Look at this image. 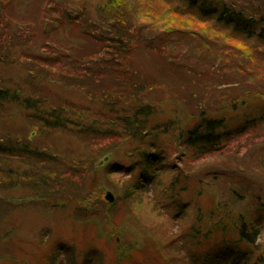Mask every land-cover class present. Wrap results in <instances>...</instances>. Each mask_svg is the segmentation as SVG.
<instances>
[{
	"label": "rangeland",
	"instance_id": "rangeland-1",
	"mask_svg": "<svg viewBox=\"0 0 264 264\" xmlns=\"http://www.w3.org/2000/svg\"><path fill=\"white\" fill-rule=\"evenodd\" d=\"M136 1L131 0L135 8ZM51 2L57 0H0V9L9 3L0 10V87L18 92L21 101L39 100L33 110L20 102L0 110V142L59 156L43 166L63 178L56 184L59 191L45 195L26 181L31 168L24 164L26 156L7 163L18 175L17 183L6 168L0 175V264H239L223 258L230 245L251 252L247 264H264V121L257 128L252 123L264 116V59L244 60L245 53L236 49L228 67L253 66L241 73L219 72L218 64L214 69L207 48H201V59L200 54L189 59L186 49L200 48L201 41L172 31L201 32V27L192 17L173 13L156 12L158 24L144 12L139 20L149 27L144 32L117 36L91 13L88 24L96 22L104 31L85 34L82 26L65 25L50 33L46 19L54 17L46 5ZM120 36L127 44L155 36L165 43L133 52L127 73L106 60L120 57ZM233 43L245 49L241 39ZM188 65L198 72H189ZM137 85L144 89L135 104L158 107L142 119H147L143 130H162L140 139L129 135L141 124L123 122L134 114L123 110L132 99L120 105L115 100L119 90L132 94ZM57 117L66 126L49 136L46 120ZM203 118H223L222 133L234 131L221 152L198 156L188 144ZM86 128L94 132L82 134ZM107 192L118 199L116 206L106 200ZM243 224L248 234L260 230L255 244L237 246Z\"/></svg>",
	"mask_w": 264,
	"mask_h": 264
},
{
	"label": "trees",
	"instance_id": "trees-1",
	"mask_svg": "<svg viewBox=\"0 0 264 264\" xmlns=\"http://www.w3.org/2000/svg\"><path fill=\"white\" fill-rule=\"evenodd\" d=\"M142 1L151 3L153 7H147ZM57 2H60L57 4ZM56 3L47 4V10L48 13H52V16L54 17L51 20L46 19L47 21L51 22V26L47 29V32H54V30H60L63 26H71V25H77L82 26V31L85 32V34H91V32H98V26L94 23L93 25H89L88 22L90 21V14L93 13V15H97L99 17L98 21H101V26L103 27V22L105 24H109L111 28L116 32V35H125L124 32H144L149 29V27L146 25V27H143L142 24L139 22V20L144 16V12L152 13L155 17L154 19L158 20V24H160V20L156 16V12L161 16L164 17V14L166 16L170 14H176L181 17H188L189 20L192 18L195 19L196 25L199 24L201 27V32H193V31H184V30H178V31H172L174 34H178L179 38L185 36H191L193 38H197L201 41V43H197L196 45L201 46L200 48H194V49H186L187 57H191L189 59H194L193 54L198 55V59H201L203 56V51L201 48H207L205 49V52L209 54L210 57H214L213 61V67L215 69L216 64L220 67L219 72L228 73L231 71H228L226 69L237 70L238 73L243 72V69H246V72H249L252 70V65H240L237 68L236 66L238 64H235L231 67H228L230 64H234L230 60V56H235L236 49L239 50V52H243V58L244 60H257L258 58L264 59V0H137L136 1V8L132 5L131 0H57ZM162 3H173L174 7L167 9L164 7V4ZM9 5L7 3L4 7L2 6V9L5 10ZM159 5V6H158ZM62 6H66L72 10L70 13H65V10H61ZM132 12V13H130ZM125 13H129V17L125 16ZM192 17V18H191ZM92 19V18H91ZM104 31L103 28L99 32ZM170 31V29H169ZM87 32V33H86ZM113 32V31H112ZM228 34V36H227ZM178 38V39H179ZM115 40V38H112ZM134 41H130L129 44L125 42L127 40L125 37H118L116 39L117 46H118V52L120 54V57L112 56L106 57V60H109L110 64L114 63L116 64L121 70L125 69V72H130L131 68L128 66V57L133 54L136 50H140L145 48L146 50H156V48L161 47L160 43L164 46L163 43H165V40L163 37H153L150 39H147L146 41L138 42L136 38H134ZM160 39L161 41H157ZM241 39L244 43L245 49H238L236 48V44L233 43V40ZM111 39L108 38V42L110 43ZM173 40V38H172ZM176 43L178 42L177 39ZM209 40V42H207ZM223 42V46H221V41ZM159 43V45H155V42ZM135 43L132 44L131 43ZM170 41H167L169 43ZM180 42V41H179ZM207 43V45H202L204 43ZM111 46V44H110ZM221 50H223V54H225L226 57L222 56ZM224 50H227L228 52L225 53ZM235 50V51H234ZM193 51H195L193 53ZM227 54H229L227 56ZM185 55V53H184ZM125 57V58H123ZM127 59V60H126ZM204 60V59H203ZM209 61V59H208ZM222 61L227 62L229 64L224 63L221 65ZM121 62V63H120ZM210 62V61H209ZM183 64H178V67H182ZM191 67L189 70L188 68ZM106 68V67H105ZM187 69L189 72L197 73L198 71L196 69L193 70L192 66H187ZM106 70V69H105ZM111 73V71H109ZM246 74V73H245ZM33 75V74H32ZM264 85V83H263ZM144 89L142 85H137L134 87V92L132 91V94H129L127 89L125 90H119L118 95L114 98L118 105L120 100H128L131 103V99L133 102V105L131 106H124L123 110H125V107L129 108V110L134 111L131 117L126 116L123 118V122L128 120V122L135 126L137 124H141L137 130H135L131 135L127 133L129 136L140 139V137L146 135V134H153V133H159L162 130L160 129V126L154 127L152 130L146 129L143 130L147 125V119L142 120L143 118H149L153 115V113L156 112V108L150 103L146 104H135L136 98L142 99L141 97H137L138 93H141V91ZM13 91L6 90L4 88L0 87V110L5 107V105L9 103H17L20 102L26 110H33L35 109L38 104L39 100L28 98L27 100L21 101L19 98L20 94L16 92L15 94H12ZM113 93H108L106 97L111 96ZM91 98L94 97V95L90 94ZM120 95V96H119ZM97 98V96H96ZM99 99H103L104 97H98ZM93 100H96L95 98H92ZM123 100V101H124ZM127 101V102H128ZM114 103V105L116 104ZM127 105V103H126ZM158 112V111H157ZM203 114V113H202ZM203 115H201L202 118ZM31 118H34L32 120H37L38 116H30ZM135 117V119H134ZM30 118V119H31ZM58 118V117H57ZM264 121V116L262 118H257L255 121H253V127L257 128L258 124H262ZM225 120L223 118L220 119H208L203 118L200 124L197 128H195L192 132L189 134L188 144L191 148L195 149L196 155L202 156V155H211L218 152H221L222 149L226 146L227 143H229L230 139L232 138V135L234 131L229 133H222V131L225 129ZM256 123V124H254ZM66 126L65 121H61L60 118L57 119V121H48L46 120V132L50 133L52 130H58L59 127L64 128ZM256 126V127H255ZM250 127V126H249ZM228 128V127H226ZM172 129V128H171ZM84 130V129H83ZM82 130V131H83ZM128 130V129H127ZM126 130V131H127ZM81 131V132H82ZM239 131V130H238ZM86 132H94L93 128H86V131L82 134H87ZM163 133V132H162ZM6 140V139H5ZM4 140V141H5ZM10 144L3 142H0V175L4 173V169H8V179L13 180L16 182L18 172L13 171L10 166L7 163L11 164L13 159L24 157L26 156L28 158V162L24 163L26 166H31L29 172H25L24 176L26 177V181L29 183H33L35 189L38 191H41L43 194H49L54 193L55 191H59L56 187L57 182L61 183L63 178L59 176L58 172H53L49 167H45L43 165H48L51 163V161H54L57 163L59 156L55 155H48L46 153L39 152L38 150H33L30 145H25L19 147L15 141H8ZM18 155V157H16ZM59 157V158H58ZM56 165V164H55ZM78 166V165H77ZM117 166V165H116ZM115 167V166H114ZM45 168L50 169L47 171L42 172L41 169ZM75 173H80V168L72 166L70 167ZM71 176L72 173L70 174ZM4 180L0 181V188L3 187ZM17 183V182H16ZM5 185V183H4ZM184 188V187H183ZM186 189V188H184ZM118 201V199H117ZM117 201L113 206L117 205ZM89 209V205H87V209ZM84 214V212L82 211ZM85 219V215L83 216ZM260 230L256 229L252 233L248 234L247 232V226L243 224V227L240 232L239 237V243L237 246L247 243V244H255L257 238L259 237ZM252 235V237H251ZM251 257V252L243 250L242 248L234 249V245L227 246V248H224L223 251V258L226 262H238L239 264H247L248 259ZM215 258H219V256H216ZM219 260V259H218ZM90 261V259H89Z\"/></svg>",
	"mask_w": 264,
	"mask_h": 264
},
{
	"label": "water",
	"instance_id": "water-1",
	"mask_svg": "<svg viewBox=\"0 0 264 264\" xmlns=\"http://www.w3.org/2000/svg\"><path fill=\"white\" fill-rule=\"evenodd\" d=\"M108 157H109V158H108ZM108 157L105 159V163L111 159L110 156H108ZM103 163H104V161L101 162V163L99 164V166H100V165H103ZM106 200H107L109 203L112 204V203L115 202V197L112 195V193L107 192V193H106Z\"/></svg>",
	"mask_w": 264,
	"mask_h": 264
}]
</instances>
